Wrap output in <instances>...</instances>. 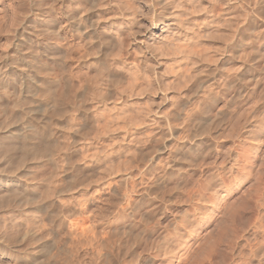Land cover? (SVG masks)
Segmentation results:
<instances>
[{
	"label": "clouds",
	"instance_id": "1",
	"mask_svg": "<svg viewBox=\"0 0 264 264\" xmlns=\"http://www.w3.org/2000/svg\"><path fill=\"white\" fill-rule=\"evenodd\" d=\"M0 264H264V0H0Z\"/></svg>",
	"mask_w": 264,
	"mask_h": 264
}]
</instances>
